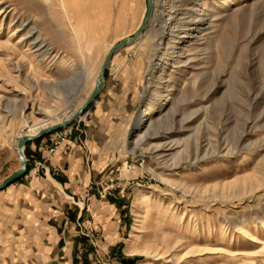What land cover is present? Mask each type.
<instances>
[{
  "label": "rangeland",
  "instance_id": "374dc122",
  "mask_svg": "<svg viewBox=\"0 0 264 264\" xmlns=\"http://www.w3.org/2000/svg\"><path fill=\"white\" fill-rule=\"evenodd\" d=\"M151 1L101 94L56 130L66 140L87 124L101 130L98 189L129 224L128 255L108 264H264V0ZM78 5L0 0V151L15 150L29 126L74 114L109 50L147 13V0H110L91 42L90 2L79 21ZM121 14L135 18L120 26Z\"/></svg>",
  "mask_w": 264,
  "mask_h": 264
},
{
  "label": "crops",
  "instance_id": "0c3cea01",
  "mask_svg": "<svg viewBox=\"0 0 264 264\" xmlns=\"http://www.w3.org/2000/svg\"><path fill=\"white\" fill-rule=\"evenodd\" d=\"M86 127L53 153L49 134L25 144V174L0 190V264H97L82 228L99 235L105 264L128 255L127 213L98 189L108 165L101 130ZM19 167L16 150L0 151V182Z\"/></svg>",
  "mask_w": 264,
  "mask_h": 264
},
{
  "label": "water",
  "instance_id": "95a60500",
  "mask_svg": "<svg viewBox=\"0 0 264 264\" xmlns=\"http://www.w3.org/2000/svg\"><path fill=\"white\" fill-rule=\"evenodd\" d=\"M151 9H152L151 0H147V13H146L142 27L140 28V30H138L136 32V34L131 39L123 40V41L119 42L118 44L114 45L109 50V52L105 56V59H104L102 65L100 67L99 74L97 76L94 88L91 91L90 96L86 99V101L83 103V105L74 114H72L70 117H68L67 119H65L61 122H57V123H54V124H51L49 126L44 127L43 129L39 130L35 134L24 133V134H22V136H20L18 138L15 150H16V153H17L19 161H20V167L14 173L7 176L4 180H2L0 182V190L3 189L4 187H6L7 185H9L10 183L16 181L17 179H19L20 177H22L25 174L26 168H27V161H26V158L23 154V148L27 142L39 139L45 135L50 134L53 131H56V130H59L63 127H67V126L71 125L73 122H75L76 120H78L80 118V116L83 114L85 109L89 106V104L92 103L101 94V92L104 88V85H105L104 75H105V72L108 68V65H109L113 55L119 49H121V48L125 47L127 44H129L139 34L144 32V30L147 26L148 19L150 17Z\"/></svg>",
  "mask_w": 264,
  "mask_h": 264
},
{
  "label": "bare ground",
  "instance_id": "6f19581e",
  "mask_svg": "<svg viewBox=\"0 0 264 264\" xmlns=\"http://www.w3.org/2000/svg\"><path fill=\"white\" fill-rule=\"evenodd\" d=\"M77 1L79 2L78 7L72 8L71 9V12H73L72 18L77 19L79 21L84 16V12H83V0H77ZM173 1L174 0H167V7L172 8L173 7V4H172ZM89 2H90V7L92 9V14H91V20H92V22L90 24L91 25V29H90V32H89V34H90L89 35V38H90V41L91 42H96V41H99L100 33L104 29V22H105V20L107 18V12L109 10L110 0H89ZM151 4H152V9L151 10H152V15H153V12H154V9H155L154 8V2L151 1ZM205 5L206 4L203 3L202 4V8ZM202 8H200V9H202ZM68 13L69 12H67V14ZM134 18H135V16H132L131 14H123V15L121 14V15L118 16L117 24L120 25V26H123L125 23H127L129 21H133ZM147 25H148V22H147ZM30 36H32V33L29 31L26 35H24L22 37V39L23 40H27V38L30 37ZM39 45H40V43H39ZM35 46H36V43L35 42L28 43V47H30V48L35 47ZM71 115H72V112H70L67 115V117H70ZM147 115H148V113H146V110H145V112L140 116L139 123L141 125L144 124V122L146 121ZM51 124H54V122L53 121H43V122H40V123L31 125V126L28 127V130L26 131L27 132L26 134H35L39 130H41L44 127L49 126ZM33 131H35V132H33Z\"/></svg>",
  "mask_w": 264,
  "mask_h": 264
},
{
  "label": "built area",
  "instance_id": "2783aa9c",
  "mask_svg": "<svg viewBox=\"0 0 264 264\" xmlns=\"http://www.w3.org/2000/svg\"><path fill=\"white\" fill-rule=\"evenodd\" d=\"M68 130L56 131L50 135L48 152L53 153L58 147H60L63 142L66 140V136L68 135ZM103 196V195H102ZM80 234L84 237H88L91 243V246L94 248V255L96 256V262L102 263V259L99 254V250L97 248V242L100 238L97 234H90L84 229H80Z\"/></svg>",
  "mask_w": 264,
  "mask_h": 264
}]
</instances>
